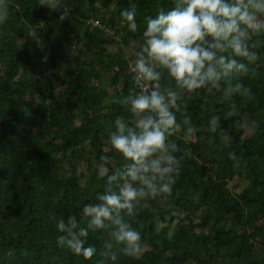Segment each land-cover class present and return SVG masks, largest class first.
<instances>
[{"label":"trees","instance_id":"1","mask_svg":"<svg viewBox=\"0 0 264 264\" xmlns=\"http://www.w3.org/2000/svg\"><path fill=\"white\" fill-rule=\"evenodd\" d=\"M43 2L6 0L0 23V264H99L108 231L89 230L97 249L89 259L57 243L56 221L76 215L86 226L83 205L104 190L101 165H123L109 137L116 117L130 115L122 97L139 90L129 61L146 17L174 0H62L56 9ZM125 8L136 10L135 32ZM255 39L260 58L239 77L248 93L184 94L177 118L190 116L197 130L172 137L181 171L170 195L128 218L143 250L119 253L117 264H264V37ZM212 115L221 118L215 130ZM233 178L244 183L238 193L228 190Z\"/></svg>","mask_w":264,"mask_h":264},{"label":"clouds","instance_id":"2","mask_svg":"<svg viewBox=\"0 0 264 264\" xmlns=\"http://www.w3.org/2000/svg\"><path fill=\"white\" fill-rule=\"evenodd\" d=\"M42 5L63 7L62 0ZM121 16L130 31H137L135 8L123 9ZM7 17L6 0H0V23ZM255 37H264V0H174L168 10L146 17L142 42L129 61L139 90L122 97L130 115L116 117L109 137L124 163L115 170L101 165L104 190L97 202L83 205L86 226L76 215L56 221L60 246L90 259L97 249L87 242L89 230L105 229L111 239L99 264H117L119 253H142L141 231L128 218L150 200L172 193L182 166L180 145L172 137L182 132L187 139L197 130L190 116L178 120L180 101L186 92L201 89H221L226 100L248 93L239 77L260 58L262 41ZM165 77L168 85L161 84ZM220 119L212 115L208 127L215 130Z\"/></svg>","mask_w":264,"mask_h":264},{"label":"rangeland","instance_id":"3","mask_svg":"<svg viewBox=\"0 0 264 264\" xmlns=\"http://www.w3.org/2000/svg\"><path fill=\"white\" fill-rule=\"evenodd\" d=\"M72 18L69 17L68 20H71ZM91 20H88V23L90 22ZM70 24H72V21L70 22ZM48 66L44 65L41 69V71H43L46 75H47V72H48ZM64 89V87H59L58 90H57V95H59L58 93H61V91ZM244 186V183L242 180L240 179H237V178H233L231 181H230V184L228 186V190L232 191V192H240L242 190V187ZM184 214V212L182 213ZM231 238L228 237L227 241H229ZM227 243V242H226Z\"/></svg>","mask_w":264,"mask_h":264},{"label":"built area","instance_id":"4","mask_svg":"<svg viewBox=\"0 0 264 264\" xmlns=\"http://www.w3.org/2000/svg\"><path fill=\"white\" fill-rule=\"evenodd\" d=\"M89 24L90 25H92V26H97V25H99V22L97 21V20H91L90 22H89ZM138 87V86H137ZM139 89V88H138Z\"/></svg>","mask_w":264,"mask_h":264}]
</instances>
